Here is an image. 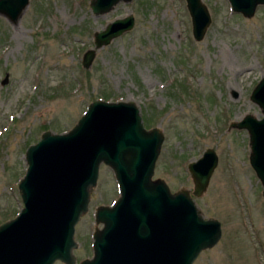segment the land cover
Here are the masks:
<instances>
[{
    "label": "rangeland",
    "instance_id": "rangeland-1",
    "mask_svg": "<svg viewBox=\"0 0 264 264\" xmlns=\"http://www.w3.org/2000/svg\"><path fill=\"white\" fill-rule=\"evenodd\" d=\"M90 1L28 0L16 21L0 15V223L22 206L24 151L43 131L69 130L95 99L132 101L144 127L162 132L153 178L170 191L191 192L187 164L205 148L217 155L205 191L192 197L203 218L220 222L221 236L192 264H264L262 187L248 162L247 131L232 126L262 116L250 93L264 73V4L244 17L227 0H201L210 23L195 41L184 0L118 1L101 14ZM128 14L132 28L95 48L93 34ZM117 195L100 164L74 227L75 264L91 256V234L101 227L95 207Z\"/></svg>",
    "mask_w": 264,
    "mask_h": 264
},
{
    "label": "water",
    "instance_id": "water-1",
    "mask_svg": "<svg viewBox=\"0 0 264 264\" xmlns=\"http://www.w3.org/2000/svg\"><path fill=\"white\" fill-rule=\"evenodd\" d=\"M91 0L94 14L107 12L116 2ZM231 11L250 17L264 0H227ZM191 35L200 41L210 23L201 0H184ZM28 0H0V15L16 21ZM134 18L128 14L108 22L93 34L95 48L129 31ZM88 49L82 66L89 64ZM262 116L244 115L237 129L248 134V162L261 184L264 201V73L250 93ZM163 135L155 126L145 128L132 101L95 99L87 104L67 131H43L26 147L24 174L17 182L22 203L18 213L0 223V264H75L74 227L88 208L99 165L113 174L118 196L94 211L91 256L77 264H192L202 250L221 236L220 222L203 218L193 197L200 196L216 166L217 155L205 148L186 169L192 190L170 191L153 178ZM193 196V197H192Z\"/></svg>",
    "mask_w": 264,
    "mask_h": 264
},
{
    "label": "trees",
    "instance_id": "trees-1",
    "mask_svg": "<svg viewBox=\"0 0 264 264\" xmlns=\"http://www.w3.org/2000/svg\"><path fill=\"white\" fill-rule=\"evenodd\" d=\"M103 98V97H102ZM104 99H106V98H104ZM145 122V121H144Z\"/></svg>",
    "mask_w": 264,
    "mask_h": 264
}]
</instances>
